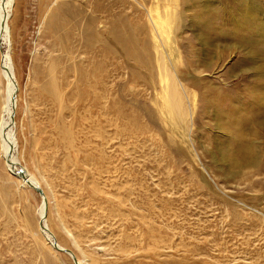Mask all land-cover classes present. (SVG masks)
Wrapping results in <instances>:
<instances>
[{"label": "rangeland", "instance_id": "1", "mask_svg": "<svg viewBox=\"0 0 264 264\" xmlns=\"http://www.w3.org/2000/svg\"><path fill=\"white\" fill-rule=\"evenodd\" d=\"M16 1L0 49L18 84L14 156L55 242L81 264H264V0ZM52 62L74 93L62 112L42 93ZM84 73L97 104L78 95ZM39 204L0 147V264H74L42 236Z\"/></svg>", "mask_w": 264, "mask_h": 264}, {"label": "bare ground", "instance_id": "2", "mask_svg": "<svg viewBox=\"0 0 264 264\" xmlns=\"http://www.w3.org/2000/svg\"><path fill=\"white\" fill-rule=\"evenodd\" d=\"M47 1V0H46ZM82 1V0H81ZM16 0H0V49L3 47V50H4V47L8 48V46H10V37L12 35V33H10V31H12L10 29L9 31V25H8V20L11 16V12H14V7L16 5ZM69 2V1H68ZM71 3H74L72 1H70ZM76 2V1H75ZM79 2V1H78ZM88 2V1H87ZM87 2H84V5L87 4ZM64 3V1H63ZM86 3V4H85ZM67 4V2H66ZM64 5V6H67L66 8H68L69 6L68 5ZM64 6L61 5L60 8H64ZM75 6V5H74ZM77 6V5H76ZM75 6V7H76ZM80 6V5H79ZM98 7V6H97ZM58 8V7H57ZM59 9H55V10H60ZM73 8V6H72ZM87 8V6H86ZM16 9V7H15ZM74 9V8H73ZM77 9V8H76ZM78 9H80L78 7ZM76 10L74 13H73V16H75L76 18L78 17V19L80 18V16H82V12L80 10ZM63 10V9H62ZM61 10V11H62ZM68 10V9H67ZM70 10V9H69ZM68 12V11H67ZM17 13V12H16ZM56 13L58 14V12L56 11L55 12V15ZM62 13V12H61ZM84 13V12H83ZM86 13V11H85ZM84 13V14H85ZM63 14V13H62ZM65 14V13H64ZM83 14V16H84ZM13 15V13H12ZM14 16V15H13ZM16 16V15H15ZM14 16V17H15ZM49 16V15H48ZM64 16V15H62ZM61 16V17H62ZM67 17V15H65ZM73 16L69 15V21H70V17H72L73 19ZM88 16V14L86 15ZM85 16V17H86ZM50 17H53V16H50ZM67 17V18H68ZM84 17V19H85ZM54 18V17H53ZM56 18V17H55ZM63 18V17H62ZM88 18V17H87ZM86 18V19H87ZM45 19V18H44ZM52 19V18H51ZM85 19L82 20V23L84 21V23L87 21ZM67 20V19H66ZM77 20V19H76ZM60 23L64 21L65 23V19H60L59 20ZM72 21V20H71ZM74 21V19H73ZM72 21V22H73ZM46 22V21H44ZM57 22V21H56ZM77 22V21H76ZM75 23V26H77L79 29L80 27L82 28V25L78 24V22L80 23V21H78L77 23ZM71 23V22H70ZM48 24V23H47ZM49 24L51 25V22L49 21ZM58 24V23H57ZM68 24V23H67ZM66 24V25H67ZM73 24V23H72ZM77 24V25H76ZM55 25V24H54ZM86 25V24H84ZM47 27V25H45ZM61 26V25H60ZM59 26V27H60ZM64 26V25H63ZM62 26V27H63ZM71 26V24H70ZM74 26V27H75ZM50 27V26H49ZM54 27V26H53ZM61 27V29H62ZM73 27V26H71ZM73 27V29H74ZM86 26H84L85 28ZM154 27V25H153ZM45 29H48L45 28L44 26H42V30ZM64 28V27H63ZM70 28V27H69ZM55 29V28H54ZM53 29V30H54ZM60 29V28H59ZM60 29V30H61ZM77 29V28H76ZM74 29V30H76ZM79 29H77L75 32L79 31ZM88 29V27L86 28ZM84 29V30H86ZM44 30L42 32H44ZM56 30V29H55ZM64 30V29H63ZM69 31H72L70 29H68ZM82 30V29H81ZM83 31V30H82ZM81 31V32H82ZM47 33L49 32L48 30L46 31ZM46 32H44V34H46ZM51 32V30H50ZM49 32V34H50ZM57 32V31H56ZM63 32V31H62ZM67 32V31H65ZM72 32V33H74ZM79 32V33H81ZM87 32V31H86ZM86 32H83V33H86ZM53 33V32H52ZM69 34H71L70 32H68ZM78 33V32H77ZM101 33V32H100ZM43 34V33H42ZM41 34V35H42ZM43 34V35H44ZM56 34V33H55ZM53 33V35H55ZM88 33H86L85 35H87ZM51 35V34H50ZM61 35V34H60ZM65 38L66 37V34H64ZM68 35V34H67ZM74 35V34H73ZM82 35V34H81ZM114 35V34H113ZM56 37V35L54 36ZM53 37V38H54ZM70 37V36H68ZM79 37V38H78ZM78 40L80 39V37L82 36H78ZM88 37V36H87ZM87 37L84 39H87ZM75 38V37H74ZM68 39V38H67ZM71 39V37L69 38ZM68 39V40H69ZM76 39V38H75ZM73 39V43L75 42H78L75 41ZM83 39V38H82ZM66 41V39H64ZM81 41V40H80ZM84 41H87V40H84ZM68 43H71L70 40L67 41ZM95 42V41H94ZM83 43V42H82ZM86 44V42H84ZM78 44V43H76ZM80 44V43H79ZM61 45V44H60ZM67 45V44H66ZM62 46V45H61ZM69 46V44H68ZM73 46V44H72ZM71 46V47H72ZM81 45H79L80 47ZM82 46H84V44H82ZM70 47V46H69ZM74 47H75V44H74ZM71 48V49H75L76 48ZM77 47V46H76ZM81 48V47H80ZM86 48V47H85ZM63 49V48H62ZM67 49V47H66ZM70 49V48H69ZM70 49V51H71ZM78 49V48H77ZM79 50V49H78ZM68 51V50H67ZM8 52V51H7ZM65 52V51H64ZM73 52H75L73 50ZM67 53V52H66ZM1 55H2V61H0V78L3 80L4 82V86H3V89H2V96L0 97V147H1V152H2V159L4 160L7 168L9 169V171L11 172L12 175H15L16 174V171L19 170V169H23L24 172H25V175H26V178L28 179V181L30 183H32L34 186L36 187H39L40 188V185L38 183V180L32 176L31 174H29L25 168L21 167V166H18V163L16 162V159H15V156H14V151L16 149V137H15V132H14V129H15V113H16V109H17V92H18V84H17V80H16V77H15V74H14V70H13V66H12V63H11V59H10V56L8 53H4V51L0 54V60H1ZM53 61V60H52ZM50 62V61H49ZM56 62V61H55ZM55 63H51L49 65V68H48V72L44 75L45 77H47V80L45 82V85L43 87V95L45 96L46 100L53 106V105H56L57 107L60 106V112L63 111V109H65V105L67 104L68 101L71 100V98L73 97L74 93H72L73 89L71 88V85L69 84L68 80H67V74L62 77V82L63 84H61V88L59 87V84H57V79L55 77ZM72 72V71H71ZM70 72V73H71ZM84 72V71H83ZM87 73V72H85ZM84 73V83H85V88L83 89V92H81L79 95V97L81 99H83L82 101H84L85 98H88V97H91V100L93 101L94 104H97L99 102V98L101 96V93L100 91H98V88H91V86H89V83H90V76L92 75H86ZM170 73V72H169ZM169 73L168 71H165V77L168 79V86L166 87V90H165V102H166V106H167V109H169V112L171 114H173L177 119L179 118H182L186 115V111H185V105L183 103V100H182V97L178 91V84L176 81H174V79L169 76ZM88 74V73H87ZM75 75V74H74ZM76 76V75H75ZM94 77H98V76H94ZM164 77V79L166 80V78ZM14 80V81H13ZM99 81V80H98ZM15 83L17 85V89H16V86H15ZM96 83V82H95ZM97 84V83H96ZM15 95V99H14V102H13V96ZM91 101V102H92ZM78 103V102H77ZM84 103V102H83ZM89 104V103H88ZM64 105V107H63ZM89 106V105H88ZM82 106H80L81 108ZM94 107V106H93ZM87 108V107H85ZM84 108V109H85ZM96 109V108H95ZM67 110V109H65ZM87 110H90L87 109ZM98 110V108H97ZM96 111V110H95ZM60 114V113H59ZM86 114V113H85ZM13 116V118H12ZM69 116V115H68ZM72 116V114H71ZM12 153H11V156L10 158H8L7 156V153H8V150L10 148H12ZM12 164V165H11ZM14 167V168H13ZM16 176V175H15ZM17 177V176H16ZM18 178V177H17ZM20 179V182L24 185V186H27L28 188H30L26 183H25V180H22L21 178ZM31 189V188H30ZM32 190V189H31ZM129 195V194H128ZM44 198H45V195H44ZM44 198L40 197V204H39V207H38V215H37V218H38V221H37V224H38V227H39V230L42 234V236L44 237V239H46V241L48 243H50L51 247L52 246V240H51V232L48 228V225L46 223V215H45V220H44V226L47 228L48 231H43L40 226H39V221L40 219H42V217L44 216V214L47 213V204H46V201H44ZM57 246L61 249H64V247H62L60 244H58L56 242ZM54 248V247H53ZM86 256V255H85ZM78 264H81L80 261L78 260L77 261Z\"/></svg>", "mask_w": 264, "mask_h": 264}, {"label": "water", "instance_id": "3", "mask_svg": "<svg viewBox=\"0 0 264 264\" xmlns=\"http://www.w3.org/2000/svg\"><path fill=\"white\" fill-rule=\"evenodd\" d=\"M1 43V42H0ZM1 47V46H0ZM14 81V80H13ZM15 86H16V89H17V85H16V83H15ZM15 97V95L13 96V102H14V98ZM12 118H13V116H12ZM12 149H13V147L12 148H10L9 150H8V153H7V156H8V158H10V156H11V153H12ZM12 165V164H11ZM14 168V167H13ZM18 178H21L22 180H25V183L39 196V197H42V198H44V193H43V191L39 188V187H36V186H34L32 183H30L29 181H28V179L26 178V175H25V172H24V170L23 169H19V170H17L16 171V174H15ZM44 201H45V198H44ZM45 215L46 214H44V216L42 217V219H40V221H39V226H40V228L43 230V231H48L47 230V228L44 226V220H45ZM51 236V240H52V246L54 247V249H55V251H58V252H62V253H65V254H67L70 258H71V260H72V262L74 263V264H78V262H77V260H76V257L72 254V252H70L69 250H66V249H61V248H59L58 246H57V244H56V242H55V239H54V237L52 236V235H50Z\"/></svg>", "mask_w": 264, "mask_h": 264}]
</instances>
